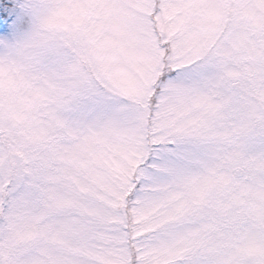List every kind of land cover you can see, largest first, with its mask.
I'll return each mask as SVG.
<instances>
[{"label": "snow or ice", "instance_id": "snow-or-ice-1", "mask_svg": "<svg viewBox=\"0 0 264 264\" xmlns=\"http://www.w3.org/2000/svg\"><path fill=\"white\" fill-rule=\"evenodd\" d=\"M0 264H264V0H0Z\"/></svg>", "mask_w": 264, "mask_h": 264}]
</instances>
